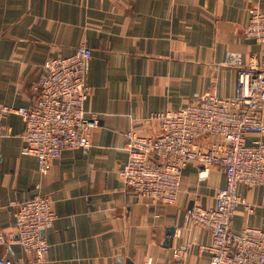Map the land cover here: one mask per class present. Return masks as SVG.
<instances>
[{"label":"crops","instance_id":"1","mask_svg":"<svg viewBox=\"0 0 264 264\" xmlns=\"http://www.w3.org/2000/svg\"><path fill=\"white\" fill-rule=\"evenodd\" d=\"M252 7L264 11V0H0L2 230L15 238L16 205L49 195L57 219L44 232L46 264H209L200 250L209 231L188 228L184 215L195 203L214 205L226 184L224 168L215 165L200 180L201 166L188 164L174 205L139 198L119 174L128 160L126 133H160L151 113L212 91L236 93L238 67L224 62L229 53L244 61L259 53L260 44L243 36ZM82 44L92 49L86 109L100 124L89 148L65 150L42 173L37 157L22 154L25 120L2 107L33 106L44 63ZM257 139L264 141V132L248 135L249 144ZM240 188L255 210L239 206L233 229H264V185ZM0 257L30 264L18 243L1 246Z\"/></svg>","mask_w":264,"mask_h":264},{"label":"built area","instance_id":"2","mask_svg":"<svg viewBox=\"0 0 264 264\" xmlns=\"http://www.w3.org/2000/svg\"><path fill=\"white\" fill-rule=\"evenodd\" d=\"M249 14L243 36L261 49L247 61L236 53L227 55L224 65L238 67L236 93L222 96L212 91L185 107L151 113L160 133L150 137L130 129L128 160L119 174L139 198L174 205L188 164L201 166L200 180L207 178L211 167L221 165L226 184L217 191L214 205L195 203L184 215L188 228L209 231V243L200 245L209 264H264V229L251 225L233 229L239 206L248 214L255 210L240 187L264 185V141L248 143L250 133L264 132V11L252 7ZM91 59L92 49L82 44L68 57L47 60L36 83V103L28 108L2 107L25 120L22 154L37 157L42 173L65 150L91 146L90 133L100 124L99 115L86 109L93 90L88 82ZM56 219L55 201L49 195L20 202L14 211L16 237L0 226V247L18 243L30 264H46L50 244L44 232ZM175 256L181 257L182 250L176 249ZM0 264L10 262L0 257Z\"/></svg>","mask_w":264,"mask_h":264},{"label":"water","instance_id":"3","mask_svg":"<svg viewBox=\"0 0 264 264\" xmlns=\"http://www.w3.org/2000/svg\"><path fill=\"white\" fill-rule=\"evenodd\" d=\"M173 231V229H171Z\"/></svg>","mask_w":264,"mask_h":264}]
</instances>
